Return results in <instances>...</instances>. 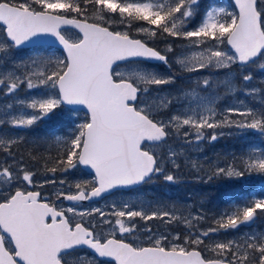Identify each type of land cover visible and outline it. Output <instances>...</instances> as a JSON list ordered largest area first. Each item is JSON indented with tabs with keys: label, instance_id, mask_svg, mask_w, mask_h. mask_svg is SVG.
<instances>
[{
	"label": "snow or ice",
	"instance_id": "snow-or-ice-1",
	"mask_svg": "<svg viewBox=\"0 0 264 264\" xmlns=\"http://www.w3.org/2000/svg\"><path fill=\"white\" fill-rule=\"evenodd\" d=\"M233 2V10L211 6L201 10V0H0V52L41 45L49 39L63 50L60 57L12 62L7 82L0 79L4 94H14L22 85L28 91L40 88L43 94L27 103L18 101L31 112L5 113L0 126L28 129L57 110L82 112L83 119L73 121L75 127L63 139L57 157L46 161L45 171L68 173L83 166L91 176L89 181L75 183L74 193L58 191L52 201L31 190L37 186L36 173L15 160L12 148L23 138L0 139V152L14 161L4 166L7 159L0 160V264H69V254L85 247L94 253L89 264H264V234L205 243V238L236 231L264 216V193L224 210L214 218L215 227L190 231L182 243L178 233L171 239L161 234L150 236L147 246L128 239L140 230L134 218L168 217L166 223L180 218L167 210L134 209L127 202L113 204L110 213L57 203L63 198L76 205L115 189L147 183L154 176L178 182L166 166L178 170L182 152L169 146L165 155L156 148L185 128L184 144L189 146L215 142L225 135L215 130L224 127L251 129L264 136V109L230 106L220 118L212 97H197L192 107L181 103L183 89L180 94L163 90L177 80L190 79L184 73L237 64L243 69L264 61V0ZM178 50L192 54L181 57ZM170 55L176 57L178 72ZM121 64L133 70L118 71ZM37 65L44 70L32 71ZM158 65L172 74L156 71ZM259 67L264 69V62ZM251 79V74L243 75V81ZM211 84V74L195 82L201 90ZM244 91L251 95L256 90ZM149 93L158 103L145 102ZM206 129L213 131L206 136ZM209 167L214 168L209 179L264 175V150L234 155L223 167L215 162ZM93 215L109 226L104 234L97 232L95 222L88 226L85 218ZM199 219L203 217H193ZM187 224L195 227L192 220Z\"/></svg>",
	"mask_w": 264,
	"mask_h": 264
},
{
	"label": "rangeland",
	"instance_id": "rangeland-1",
	"mask_svg": "<svg viewBox=\"0 0 264 264\" xmlns=\"http://www.w3.org/2000/svg\"><path fill=\"white\" fill-rule=\"evenodd\" d=\"M201 1L200 7L203 5L201 10L210 6L232 10L230 0H217L215 3H212L213 0ZM159 47L163 48V44H159ZM191 54V52L177 51V55L181 57L190 56ZM35 56L55 58L62 56V53L51 47H33L0 52V79H4L7 82V74L13 69V61L17 63L28 61L29 58ZM175 59L176 57L170 55V60L173 61V69L178 72L179 65L175 64ZM261 62L264 61H259L254 67L248 66L243 69L241 66L232 65L229 68H211L196 73H184L183 75L190 77V79L177 80L174 85L163 86V90L173 94H180V90L183 89L184 93L181 103L192 107H196L197 97H212L213 104L220 118L223 117V110L230 106L261 110L264 109V71L259 67ZM42 70H44L43 65H37L32 69V71L37 73ZM130 70L133 69L125 65H121L118 69V71ZM155 70L166 75L172 74L164 65H158ZM19 71L23 74L22 65ZM209 74H211V86L204 90L196 88L195 82L197 78L209 76ZM247 74H251L252 79L245 82L243 81V75ZM246 89H255L256 91L251 95H245L244 90ZM193 90H195V95L192 94ZM5 92L6 87L0 85V118H6L5 113L20 115L31 112L30 109H27L18 101L23 100L27 103L43 94V90L40 88L28 91L26 85H22L14 94L5 95ZM153 97L154 93H149L145 102L150 104L158 103ZM176 110L177 105L173 104L171 111L175 112ZM167 114V112L164 113L165 116ZM82 119V112H68L65 108L57 110L50 118L40 121L28 129L11 128L7 124L0 126V139L7 141L13 138H23L21 142L13 146L12 151L15 154L16 161H21L27 168L36 173L34 177L35 184H47L52 186L55 192L63 190L74 193L76 191L75 183L82 182L84 180L83 175L86 177L85 181L91 180L90 175L83 172L80 167L68 173L57 172L52 174L46 172L38 160L46 163L50 157L56 158L63 148V139L75 127L73 121L79 123ZM186 130V128L183 129L178 137L174 134L168 139L167 144L156 148L158 153L163 152L165 155L169 146L178 153L182 152L178 158V163L180 164L178 170L174 169L171 164L166 166L167 171L178 177V182L168 183L164 181L163 176H156L133 192H117L103 199L97 205L80 206L78 208L82 210L99 208L105 213H110L113 204L120 206L122 203L127 202L134 209L143 208L148 212L167 210L180 218L179 220H172L171 223L165 222L169 219L168 217L163 219L154 218L149 221L134 218L133 222L140 229L134 233V241L141 244L148 242L149 237L152 235H165L162 231L170 234L168 235L169 239L177 233L181 239L180 231L188 234L193 230H205L209 227H215L214 218H218L224 210L236 204H243L247 199L258 197L264 193V175L258 173L246 174L240 178L221 176L209 179V176H213L214 172V168L210 169L209 167L211 163L215 162L223 167L232 161L234 155L240 157L251 150H264V136L251 129L240 131L236 128L224 127L215 130L218 133H225L215 142L208 143L205 140L200 142L198 146L195 143L189 146L184 144L183 131ZM212 131V129H206L205 135H210ZM228 133L231 134L229 135ZM0 155V160L7 159V163L4 166L14 163L13 159L10 157L6 158L4 153L0 152ZM194 164L196 167H193ZM200 167L203 170L197 171V168ZM53 175H55L54 178ZM197 177H200V179ZM62 179L66 181L64 185L60 184ZM46 181L54 182L46 183ZM69 185H72V187L69 188ZM196 216L203 217V219L193 220V217ZM108 218L115 219L111 216ZM76 219H79V217ZM85 220L89 226L95 222L97 231L109 230V226L102 224L99 215L86 217ZM189 220H192L194 228L188 226L187 221ZM185 227L189 231L184 230ZM148 228L152 229L151 233L147 231ZM245 234H264V216H257L254 224L249 226L242 225L236 231L205 238V243H208L209 239L242 240Z\"/></svg>",
	"mask_w": 264,
	"mask_h": 264
},
{
	"label": "flooded vegetation",
	"instance_id": "flooded-vegetation-1",
	"mask_svg": "<svg viewBox=\"0 0 264 264\" xmlns=\"http://www.w3.org/2000/svg\"><path fill=\"white\" fill-rule=\"evenodd\" d=\"M1 156V155H0ZM154 177H156V176H154ZM36 187H34V188H32L31 190H34V191H40L41 193H42V195L43 196H46V197H50L51 198V200L52 201H56V193L57 192H55L54 191V188L52 187V186H48L47 184H42L43 185V187H40V184L39 183H36ZM65 193H69V192H67V191H64ZM131 192H133V191H131ZM127 193H129V192H127ZM57 203L59 204V205H61V206H65V207H67L66 206V204H65V202H64V200L61 198L59 201H57ZM94 204H99V202H97V203H92V204H86V205H82V207H88V206H90V205H94ZM218 215V214H217ZM216 215V216H217ZM89 226V225H88ZM89 227H91V226H89ZM184 230H187V231H189V229H187L186 227H185V229ZM99 231V230H98ZM97 231V232H98ZM160 231H162V230H160ZM101 234H104L106 231L105 230H102V231H99ZM162 233H165V235H170V234H168L166 231H162ZM180 233H181V239H180V243H182L183 241H182V239H184V237H185V235H187V234H185V233H182L181 231H180ZM128 239L130 240V241H134V234L132 235V236H129L128 237ZM134 242H136V241H134ZM136 243H138V242H136ZM140 244V243H139ZM143 246H147L148 245V242H143V243H141ZM205 255H209L207 252H205L204 253ZM92 257H94V253H92L91 251H89L88 249H86V248H81V249H79L77 252H73V253H70L69 254V257H68V260H69V264H80V261H83V264H89V258H92ZM96 260L97 261H100V260H103V259H101V258H96Z\"/></svg>",
	"mask_w": 264,
	"mask_h": 264
},
{
	"label": "water",
	"instance_id": "water-1",
	"mask_svg": "<svg viewBox=\"0 0 264 264\" xmlns=\"http://www.w3.org/2000/svg\"><path fill=\"white\" fill-rule=\"evenodd\" d=\"M231 2H232V4H233V6H234V2H233V0H231ZM36 46H52V47H55V48L60 49V50L63 52L62 48H60L56 43L52 42L51 39H49V41H48L47 43H43V44H41V45H36ZM30 47H35V46H33V45H28V46H26L25 48H30ZM237 65H238V64H237ZM80 168H81L83 171H85L86 173L89 174V170L84 169L83 166H80ZM141 185H142V184H141ZM141 185H137V186H135V187H133V188H130V189H115V190H113L112 192L117 191V190L128 191V190H131V189L138 188V187L141 186ZM112 192H110V193H112ZM110 193H105V194H103L101 197H99V198H93V199H91V200H89V201L79 202V204H81V203H82V204H86V203H91V202H94V201H98V200L102 199L104 196H106V195H108V194H110ZM67 202H68L70 205H73V202H69V201H67ZM76 205H78V204H76ZM254 221H255V220H254ZM254 221H253V222H254ZM253 222H252L251 224H248V225H245V226L252 225ZM85 248H86V247H85ZM86 249H87V248H86ZM88 250H89V249H88ZM89 251H90V250H89ZM101 259H104V258H101Z\"/></svg>",
	"mask_w": 264,
	"mask_h": 264
},
{
	"label": "trees",
	"instance_id": "trees-1",
	"mask_svg": "<svg viewBox=\"0 0 264 264\" xmlns=\"http://www.w3.org/2000/svg\"><path fill=\"white\" fill-rule=\"evenodd\" d=\"M89 15H92V10H91V8H90V10H89ZM35 162H36V161H35ZM38 162L40 163L41 167L45 169V164H46V163H44V162H42V161H40V160H38ZM47 166H48V167H51L52 164H51V163H48ZM54 176H55V175H54ZM90 179H91V178H90Z\"/></svg>",
	"mask_w": 264,
	"mask_h": 264
},
{
	"label": "bare ground",
	"instance_id": "bare-ground-1",
	"mask_svg": "<svg viewBox=\"0 0 264 264\" xmlns=\"http://www.w3.org/2000/svg\"><path fill=\"white\" fill-rule=\"evenodd\" d=\"M197 75V74H196ZM53 178H54V175H53ZM83 178H84V180L82 181V182H84L86 179V177L83 175ZM57 183V182H56ZM225 186V185H224Z\"/></svg>",
	"mask_w": 264,
	"mask_h": 264
}]
</instances>
